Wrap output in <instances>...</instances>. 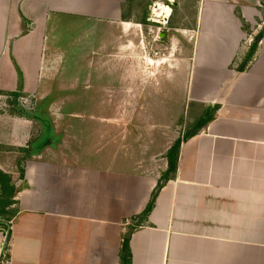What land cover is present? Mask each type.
<instances>
[{"label":"crops","instance_id":"0c3cea01","mask_svg":"<svg viewBox=\"0 0 264 264\" xmlns=\"http://www.w3.org/2000/svg\"><path fill=\"white\" fill-rule=\"evenodd\" d=\"M128 1L0 0V264H264V36L253 51L242 46L243 20L254 28L263 0L197 1L183 119L195 133L173 155L176 143L166 148L159 173L101 156L95 132L117 115L63 111L86 74L49 51L54 28L70 27L59 17L114 25L124 47ZM112 66L114 83L82 106L133 104V69ZM15 94L33 97L26 113Z\"/></svg>","mask_w":264,"mask_h":264},{"label":"rangeland","instance_id":"374dc122","mask_svg":"<svg viewBox=\"0 0 264 264\" xmlns=\"http://www.w3.org/2000/svg\"><path fill=\"white\" fill-rule=\"evenodd\" d=\"M197 1L129 0L125 11L132 17L131 22H128L132 23L131 26L129 25L131 29L130 33L123 32V39L127 41L124 47L119 44V48L114 43L116 30L114 25L102 23L100 26H94L89 21H85L83 25L80 20L59 17L58 20L61 23L70 21V27L56 26L54 28L51 39L48 41L49 51L53 54L64 53L67 55L66 59H62L65 68L85 70L86 74H80L78 77V90L77 87L75 89L78 91V100L72 101L69 106L63 108V111L69 113L78 111L87 117L94 114L101 116L112 114V117L117 115L112 120L110 117L106 120L100 119L102 130L95 132L96 135L103 136L104 145H100L101 141L98 145L97 141L95 143L98 147L102 146L101 156L104 159L121 155L118 157V162H121L122 157L131 156L132 162L139 168L142 165L144 169L146 167L152 172L159 173L167 166L166 148L189 133L190 126L193 124L188 122L189 120L183 122L187 95L185 85L189 73L188 57L193 48V38L197 34L194 24ZM121 28L122 25L118 24L117 30L120 34ZM242 28L248 36L242 46L251 45L253 47L251 51H253L256 47L255 43L259 44L263 37L264 4L261 18L255 23L254 28L246 21L243 22ZM251 53L249 59L252 57ZM55 61L58 62L59 59ZM113 62L117 68L126 70V73L127 68L133 69L131 72L135 85L134 92L130 93L133 104L128 102V106L111 108L82 106L84 102L99 100L105 95L106 92L99 90V83H114L113 71L109 72ZM60 64L61 62L56 66ZM93 69L95 72L92 77L88 75V72ZM177 85L179 89L181 87L180 92ZM163 89H165L164 92ZM126 94L129 93L119 91L117 98L120 100ZM23 101L19 98V105L22 108ZM32 103L33 97H30V105ZM110 109H112L111 113ZM192 110L196 111V107L193 106ZM110 121L115 124V126L112 125V129L109 125H105L110 124ZM82 125L86 127V130H89V127H95L89 119ZM147 134L153 139L149 137L144 139ZM160 140L161 147L151 149L152 143ZM87 141V147L94 142L91 137ZM83 156L98 158L100 154H84ZM92 161L96 160L92 159ZM8 226L11 224H4L6 230L9 229ZM7 244L8 241H5L6 247Z\"/></svg>","mask_w":264,"mask_h":264},{"label":"trees","instance_id":"16d2710c","mask_svg":"<svg viewBox=\"0 0 264 264\" xmlns=\"http://www.w3.org/2000/svg\"><path fill=\"white\" fill-rule=\"evenodd\" d=\"M243 22H244V20H243ZM262 36H264V32H263V34H262ZM261 36V37H262ZM256 44V47H257V45H258V43H255ZM256 47H255V49H256ZM247 59H249V58H247ZM19 98H20V95H18V94H15V96L13 97V99H14V104H18L19 105ZM19 108L18 109H21L22 110V112H27L26 110H25V108H22V107H20V106H18ZM195 132H192L191 134L189 133V136L190 135H193ZM179 146H180V140L175 144V146L173 147V149H172V152H171V154L173 155L177 150H178V148H179ZM172 155H171V161H172ZM170 171V170H169ZM168 177V176H167ZM161 186H162V184H160L159 185V187H158V189H157V191H159V189L161 188ZM157 191L155 192V194L153 195V200L151 201V203L148 205V207H147V209H146V211H145V215H147L150 211H151V209H152V207H153V205H154V200H155V197H156V193H157ZM129 239H126L125 240V244H124V251H126V249H128L129 248Z\"/></svg>","mask_w":264,"mask_h":264},{"label":"water","instance_id":"95a60500","mask_svg":"<svg viewBox=\"0 0 264 264\" xmlns=\"http://www.w3.org/2000/svg\"><path fill=\"white\" fill-rule=\"evenodd\" d=\"M133 230H134V227L131 226L130 229H129V232H128V234H127V238H130V237H131V235H132V233H133Z\"/></svg>","mask_w":264,"mask_h":264},{"label":"built area","instance_id":"2783aa9c","mask_svg":"<svg viewBox=\"0 0 264 264\" xmlns=\"http://www.w3.org/2000/svg\"><path fill=\"white\" fill-rule=\"evenodd\" d=\"M22 99L24 100V102H25L26 104L30 101V99L27 98V97H23Z\"/></svg>","mask_w":264,"mask_h":264}]
</instances>
